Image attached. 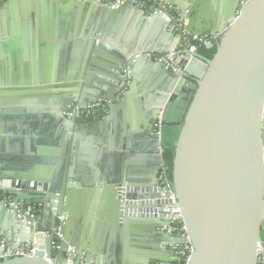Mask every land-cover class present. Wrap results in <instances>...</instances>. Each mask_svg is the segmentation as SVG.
<instances>
[{"label":"water","instance_id":"water-1","mask_svg":"<svg viewBox=\"0 0 264 264\" xmlns=\"http://www.w3.org/2000/svg\"><path fill=\"white\" fill-rule=\"evenodd\" d=\"M164 1L177 6L189 33L218 34L211 58L198 50L192 56L171 54L180 67L176 75L162 62L133 55L148 52L145 46H127L113 55L118 39L108 25L120 12L133 9L156 26L166 27L167 22L130 4L102 5L104 22L86 32L87 38L70 40L61 33L58 39L63 37V42L52 44L76 42L67 70L0 78V94L11 90L17 99L40 95L60 129L71 127L94 135L103 118L65 115L64 107L111 97L127 78L128 91L107 110L122 106L139 69L153 68L151 100L137 121V133L154 138L159 152L158 168L150 176H136L124 165L94 173L87 180L76 167L74 145L62 131L56 132L59 148L46 163L22 160L17 153L0 157L2 197L31 207L24 214L0 199V264H78L80 257L85 264H128L112 231L127 233L135 249L147 248L139 264L171 261V245L186 241L193 248L187 264H264V249L258 248L264 241V0H210L206 9L202 6L208 0H182L190 6L179 0ZM170 36L175 37L172 32ZM51 89H59L58 96L49 95ZM157 118L162 126L180 127L171 168L163 165L161 135L147 133ZM162 167L169 172L187 238L163 229L170 216L168 208L159 207L157 177ZM99 189L107 199L97 207L99 218L93 219ZM95 220L102 229L100 235L88 229ZM47 229L62 234L59 249L53 247L52 236L44 233ZM105 234L111 237L105 239ZM13 250L28 252L14 254Z\"/></svg>","mask_w":264,"mask_h":264},{"label":"crops","instance_id":"crops-1","mask_svg":"<svg viewBox=\"0 0 264 264\" xmlns=\"http://www.w3.org/2000/svg\"><path fill=\"white\" fill-rule=\"evenodd\" d=\"M211 1L208 0L202 7L206 9ZM179 2L183 6H190L186 1ZM3 4L5 7L0 8V78L3 80L17 74L40 76L45 73L61 74L67 70L76 53V42L52 44L63 42V37L58 39L61 33L68 34L70 40L82 36L87 38L86 32L96 23L99 25V22H104L101 6H108L104 0H4ZM170 5L177 10L175 4ZM108 27L118 39L110 37L117 41L118 51L113 54L116 56L127 46H145L148 52L161 54L177 45V39L171 38L168 26L147 23L133 9L120 12ZM166 29L169 31L166 32ZM36 35L42 39H37ZM153 74V68L139 69L126 103L99 116L104 122L94 135L79 133L71 127L60 129L59 124L48 115L51 108L40 95L17 99L11 90H3L0 94L4 99L0 102V157L17 153L22 160L37 164L40 163L38 159H41L44 161L42 163H46L55 156L53 151L59 148L56 132L62 131L77 151L76 167L81 176L85 175V180L94 173H104L124 165L136 176H150L158 168L159 152L158 148L155 150L154 138L138 135L137 121L143 117L147 103L151 100ZM129 82L130 79L127 84ZM58 90L51 89L49 95L58 96ZM125 91H128L127 85ZM147 133H150L149 128ZM4 161L7 163L2 159V163ZM80 197L75 198L77 206ZM106 199V192L99 189L94 199L93 219L99 218L97 207ZM95 222L88 229L100 235L102 229L98 221ZM113 233V241L123 254V260L128 264H139L147 248L132 247L127 233L123 231ZM106 234L105 239L110 236ZM66 264L73 262L67 261Z\"/></svg>","mask_w":264,"mask_h":264},{"label":"built area","instance_id":"built-area-1","mask_svg":"<svg viewBox=\"0 0 264 264\" xmlns=\"http://www.w3.org/2000/svg\"><path fill=\"white\" fill-rule=\"evenodd\" d=\"M4 0H0V3ZM108 6L117 7L122 4H130L138 9L148 13L150 15H160L166 22L167 26L177 39V45L171 49L169 52L163 54H155L151 52H140L134 53V56L145 55L148 58L162 62L163 66L169 69L173 74H178L177 71L180 68L175 62L170 58L171 54H181L192 56L193 52L197 50L200 45H206L209 42H213L218 38V34L210 36H200L197 34H191L186 30V19L184 15L176 10L173 6L165 2L164 0H104ZM124 75L127 74L126 67L123 69ZM127 76V75H126ZM128 79H123L120 81V88L118 92L108 98H99L96 101L88 102L84 105H80L77 102L67 104L63 109V114L65 115H76L82 113L85 116L99 117L104 114L108 107L120 99L122 93L124 92ZM149 131L151 133L161 135L162 124L160 118L152 120L149 124ZM158 185L160 187L161 195L159 197V207L168 208L170 223L163 227L167 232H171L177 236L187 238L186 228L183 222L181 211L177 203L174 191L172 189L170 176L168 171L164 167L160 168L158 173ZM0 199L7 200V197H2V192L0 191ZM8 208H16L18 211L24 214L29 213L31 207L22 206L21 202H13L7 200ZM45 234L52 236V245L57 250L60 248V242L62 240V234L58 229L55 231L47 229L44 231ZM259 250L264 249V241L258 245ZM71 249L68 247V250ZM192 245L189 241L184 243L173 244L170 247V252L174 259L171 261H158L156 264H187L188 259L192 253ZM14 254L27 253L28 251L13 250ZM67 255V252H66ZM83 259L79 258L78 262H84Z\"/></svg>","mask_w":264,"mask_h":264},{"label":"trees","instance_id":"trees-1","mask_svg":"<svg viewBox=\"0 0 264 264\" xmlns=\"http://www.w3.org/2000/svg\"><path fill=\"white\" fill-rule=\"evenodd\" d=\"M217 41H215L210 47L206 45H200L197 50L204 56L211 58L215 53ZM180 131L178 126L164 125L161 131V150L163 165L171 168L172 159L174 155L175 142ZM169 174V172H168ZM262 238H264V232H262Z\"/></svg>","mask_w":264,"mask_h":264},{"label":"flooded vegetation","instance_id":"flooded-vegetation-1","mask_svg":"<svg viewBox=\"0 0 264 264\" xmlns=\"http://www.w3.org/2000/svg\"><path fill=\"white\" fill-rule=\"evenodd\" d=\"M215 41H217V40H214V41L212 42V44H213Z\"/></svg>","mask_w":264,"mask_h":264}]
</instances>
